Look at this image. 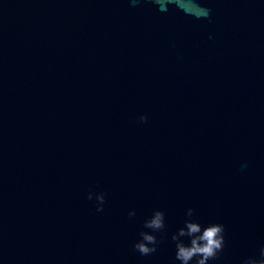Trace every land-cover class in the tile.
<instances>
[{"label": "water", "instance_id": "water-1", "mask_svg": "<svg viewBox=\"0 0 264 264\" xmlns=\"http://www.w3.org/2000/svg\"><path fill=\"white\" fill-rule=\"evenodd\" d=\"M188 208L259 257L264 0H0V264H180Z\"/></svg>", "mask_w": 264, "mask_h": 264}, {"label": "clouds", "instance_id": "clouds-1", "mask_svg": "<svg viewBox=\"0 0 264 264\" xmlns=\"http://www.w3.org/2000/svg\"><path fill=\"white\" fill-rule=\"evenodd\" d=\"M139 122H147V116L138 117ZM88 200L93 199V193L89 192ZM96 211L102 212L105 203V195L98 193L95 195ZM135 215L134 211L128 213L129 217ZM183 227H180L176 233L171 236V240L175 244V259L180 264H208L209 261L218 259L220 253L225 246V227L220 223H211L202 226L198 220L194 218V209L188 208L185 213ZM144 228L151 231H141L140 239L134 243L133 248L142 256H148L157 251L160 241L154 233L163 232L165 229V214L163 211L156 210L151 217L144 221ZM182 238H188L185 243ZM242 264H264V246L259 250V257L249 256L243 260Z\"/></svg>", "mask_w": 264, "mask_h": 264}]
</instances>
